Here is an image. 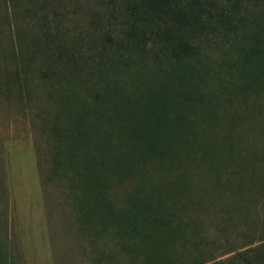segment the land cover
<instances>
[{"label": "trees", "instance_id": "obj_1", "mask_svg": "<svg viewBox=\"0 0 264 264\" xmlns=\"http://www.w3.org/2000/svg\"><path fill=\"white\" fill-rule=\"evenodd\" d=\"M104 1V6L79 8L89 11L85 51L75 57L63 46L50 47L52 43L46 38L50 49L45 45L48 56L39 72L49 92H57L59 97L63 114L57 112L55 118L66 115L69 119L65 132L74 140L71 149L75 154L67 155L68 166L77 177V186L92 199L87 212L86 200L77 202L86 229L95 236L108 229L118 252L130 264H264V239L228 252L230 256L222 259L208 250L211 240L199 233L192 220L202 196L188 189L193 180L190 175L161 173L159 182L149 179L145 172L147 167L170 170L181 147L185 158L193 163L190 157L200 147L193 129L201 128L202 123L195 125L186 111L210 104L201 95L194 96L193 87L191 91L186 88V80L203 66L195 58L199 50L195 41L207 31L235 36L238 28L232 21L239 22L236 4L230 12L214 0ZM261 2L262 9L264 0ZM257 16L254 21L248 14V23L242 25V37L248 44L246 49L240 48L243 53L233 67L250 81L264 85V8ZM19 50L26 57L13 71L11 81L20 89L23 81L19 69L25 74L34 62H42L38 57L43 50L34 41L25 53L21 47ZM54 57L56 63L65 58L71 65L65 74L52 71L57 65L53 64ZM16 58L15 52L12 59ZM150 61L151 67L146 66ZM117 74L126 78L121 80ZM212 115L213 120L216 114ZM230 145H234L232 141L222 140L201 151L205 173L217 171L214 166L221 167L218 159L222 156L225 161L238 157L226 148ZM77 150L89 159L83 170ZM150 161L152 165H147ZM112 181L133 185L125 209L115 214L114 204L106 198ZM211 181L215 185L219 177L215 175Z\"/></svg>", "mask_w": 264, "mask_h": 264}, {"label": "rangeland", "instance_id": "obj_2", "mask_svg": "<svg viewBox=\"0 0 264 264\" xmlns=\"http://www.w3.org/2000/svg\"><path fill=\"white\" fill-rule=\"evenodd\" d=\"M214 1L230 12L236 4L239 22L232 21L238 28L235 36L207 31L195 41L199 48L195 58L203 66L186 80V88L191 91L193 87L194 96L210 102L207 107L186 111L195 125L202 123L201 128L193 129L199 150L190 157L193 163L181 147L170 170L147 167L145 172L159 182L161 173L192 177L188 189L202 196L192 220L199 233L211 240L208 250L222 259L230 256L228 252L264 239V85L250 81L233 67L243 53L240 48L246 49L248 44L242 37L247 15L255 21L264 6L259 7L261 0ZM104 2L106 5L104 0H0V264H130L118 252L108 229L99 236L86 229L77 202L86 200L87 212L92 199L77 186V177L68 166L67 155L75 154L71 149L74 140L65 132L69 119L66 115L55 118L57 112L63 114L59 97L57 92H49L39 73L48 56L46 38L52 43L50 47L63 46L75 57L85 51L89 11H81L87 5L104 6ZM33 41L43 50L38 57L42 62H34L25 74L19 69L23 81L19 89L11 81L13 71L26 57L19 49L25 53ZM56 61L52 71L58 75L71 67L65 58ZM211 112L216 114L213 120ZM222 140L232 141L235 146L226 148L238 157L225 161L222 156L218 159L221 167L205 173L201 151ZM81 153L77 150L76 155H81L77 161H83V170L89 159ZM147 165H152L151 161ZM215 175L219 183L214 185L210 179ZM132 186L112 181L106 198L114 204V214L125 209ZM107 256L113 258L108 260Z\"/></svg>", "mask_w": 264, "mask_h": 264}]
</instances>
